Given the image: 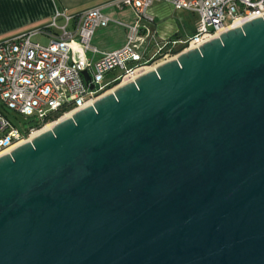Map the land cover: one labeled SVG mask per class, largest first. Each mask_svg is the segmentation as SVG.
<instances>
[{
    "label": "water",
    "instance_id": "water-1",
    "mask_svg": "<svg viewBox=\"0 0 264 264\" xmlns=\"http://www.w3.org/2000/svg\"><path fill=\"white\" fill-rule=\"evenodd\" d=\"M0 264H264V18L1 157Z\"/></svg>",
    "mask_w": 264,
    "mask_h": 264
},
{
    "label": "built area",
    "instance_id": "built-area-1",
    "mask_svg": "<svg viewBox=\"0 0 264 264\" xmlns=\"http://www.w3.org/2000/svg\"><path fill=\"white\" fill-rule=\"evenodd\" d=\"M158 2L200 17L198 33L183 42L180 53L219 38L235 21L245 24L264 18V0H112L106 6L134 10V25L112 20L103 12L104 6H97L76 14L56 11L44 27L1 40L0 158L31 142L47 125L94 106L126 78L175 59L180 54L173 53L175 43L160 46L154 56L145 59L154 38L146 21H153L149 10ZM112 23L127 29V44L114 52H102L94 46V36ZM142 30L146 31L144 35ZM39 36L47 37L49 43L36 41ZM86 57L90 59L83 66L80 59ZM116 70L121 74L106 82V76ZM83 71L89 73L90 82L85 80ZM9 113L31 119L35 126L20 131Z\"/></svg>",
    "mask_w": 264,
    "mask_h": 264
},
{
    "label": "crops",
    "instance_id": "crops-1",
    "mask_svg": "<svg viewBox=\"0 0 264 264\" xmlns=\"http://www.w3.org/2000/svg\"><path fill=\"white\" fill-rule=\"evenodd\" d=\"M112 0H0V41L34 28L44 27L56 11H67L76 14L89 8L104 6V13L114 21L125 25H134L137 16L133 9L126 7L119 10L106 6ZM153 21H146L154 38L151 40L145 59L156 54L160 46L175 43L174 50L183 48V42L193 37L200 29L198 14L187 10H176L167 3H155L149 10ZM143 35L145 30L141 32ZM126 28L115 23L99 30L93 44L102 52H114L127 44ZM36 41L48 44L45 36L35 38ZM170 44V46H171ZM90 57L80 59L83 66ZM152 68V67H151ZM148 68L145 71L150 70Z\"/></svg>",
    "mask_w": 264,
    "mask_h": 264
},
{
    "label": "rangeland",
    "instance_id": "rangeland-1",
    "mask_svg": "<svg viewBox=\"0 0 264 264\" xmlns=\"http://www.w3.org/2000/svg\"><path fill=\"white\" fill-rule=\"evenodd\" d=\"M156 66V65H154ZM154 67H152L151 69H153ZM150 69V70H151ZM121 74V71L116 70L114 72H111L110 74H108L106 76V82L110 81L112 79H114L115 77H117L118 75ZM131 79V78H130ZM10 120L12 121V123L20 130H28L30 127L35 126V122L31 119H25L24 117L17 115L15 113H9L8 114Z\"/></svg>",
    "mask_w": 264,
    "mask_h": 264
},
{
    "label": "bare ground",
    "instance_id": "bare-ground-1",
    "mask_svg": "<svg viewBox=\"0 0 264 264\" xmlns=\"http://www.w3.org/2000/svg\"><path fill=\"white\" fill-rule=\"evenodd\" d=\"M243 25H244V23H243L242 21H235V22L230 26V28L228 29V31H229V30H232V29H235V28H241ZM148 68H151V67H148ZM148 68L142 69L141 71H139V72L137 73V75L132 76L131 79H130V78H126V79L124 80V82H123L122 85H125V84L130 83V82H134V81L138 78L139 75H141V74H143V73H146V72H149V71H153V70H155L156 67H154V68L151 69V70L145 71V70H147ZM112 93H113V92H110L109 94H112ZM68 118H71V117H67L66 119H68ZM64 120H65V119H64ZM55 125H56V124H49V125H47V126L44 127L40 132H38L37 134H35V135L32 137V140H33L34 138H36L37 136H39V135H41V134H43V133H45V132H48V131L52 130V129L54 128Z\"/></svg>",
    "mask_w": 264,
    "mask_h": 264
},
{
    "label": "trees",
    "instance_id": "trees-1",
    "mask_svg": "<svg viewBox=\"0 0 264 264\" xmlns=\"http://www.w3.org/2000/svg\"><path fill=\"white\" fill-rule=\"evenodd\" d=\"M181 51H182V48L178 49V50H173V53H174V55H176V54H179Z\"/></svg>",
    "mask_w": 264,
    "mask_h": 264
}]
</instances>
